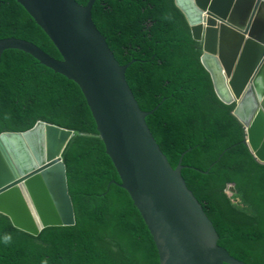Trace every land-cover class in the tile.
Masks as SVG:
<instances>
[{
	"label": "trees",
	"instance_id": "obj_1",
	"mask_svg": "<svg viewBox=\"0 0 264 264\" xmlns=\"http://www.w3.org/2000/svg\"><path fill=\"white\" fill-rule=\"evenodd\" d=\"M86 6L89 0H75ZM93 22L121 66L156 144L218 237L243 264H264V165L245 131L215 94L202 46L175 0H97ZM29 42L54 59V44L16 0H0V42ZM72 132L62 153L75 225L34 237L0 214V264H160L151 234L99 139L80 89L20 52L0 62V136L37 124ZM185 154V155H184ZM184 155V156H183ZM183 156V158H182ZM206 174V175H205ZM234 186L241 208L227 195ZM11 234L10 244L3 236Z\"/></svg>",
	"mask_w": 264,
	"mask_h": 264
},
{
	"label": "water",
	"instance_id": "obj_2",
	"mask_svg": "<svg viewBox=\"0 0 264 264\" xmlns=\"http://www.w3.org/2000/svg\"><path fill=\"white\" fill-rule=\"evenodd\" d=\"M61 56L57 60L19 39L0 42L6 52L30 56L74 83L96 124L123 190L141 214L160 264H243L218 247L219 237L182 177L156 144L121 66L92 18L97 0H16ZM215 94L233 106L244 144L264 165V0H175ZM72 132L39 123L25 134L0 136V214L34 237L50 227L75 225L62 153ZM61 149L52 155V144ZM185 155V154H184ZM183 155V156H184ZM182 156V158H183ZM206 175V174H205ZM235 195L234 186L227 193Z\"/></svg>",
	"mask_w": 264,
	"mask_h": 264
},
{
	"label": "clouds",
	"instance_id": "obj_3",
	"mask_svg": "<svg viewBox=\"0 0 264 264\" xmlns=\"http://www.w3.org/2000/svg\"><path fill=\"white\" fill-rule=\"evenodd\" d=\"M2 239H3V243H4L5 245H8V244H10L11 241H12V236H11V234H5V235L3 236ZM42 264H48L47 259L43 260V261H42Z\"/></svg>",
	"mask_w": 264,
	"mask_h": 264
},
{
	"label": "rangeland",
	"instance_id": "obj_4",
	"mask_svg": "<svg viewBox=\"0 0 264 264\" xmlns=\"http://www.w3.org/2000/svg\"><path fill=\"white\" fill-rule=\"evenodd\" d=\"M59 143H60V142H59ZM60 149H61V148H59V146L56 147V150H57L56 154L59 153V150H60ZM227 195H228V197L232 200V203L234 204L235 207L241 208L240 203H239L237 200H235V199L233 198L234 195H231L230 191L227 193Z\"/></svg>",
	"mask_w": 264,
	"mask_h": 264
},
{
	"label": "bare ground",
	"instance_id": "obj_5",
	"mask_svg": "<svg viewBox=\"0 0 264 264\" xmlns=\"http://www.w3.org/2000/svg\"><path fill=\"white\" fill-rule=\"evenodd\" d=\"M59 144L60 143L52 144V149H50L52 155H56V152H57L56 147H58ZM59 148H61V146H59Z\"/></svg>",
	"mask_w": 264,
	"mask_h": 264
}]
</instances>
